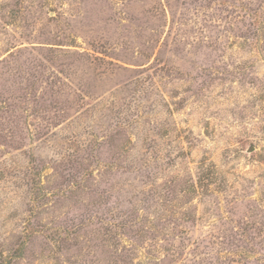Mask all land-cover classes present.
Segmentation results:
<instances>
[{"label": "rangeland", "instance_id": "374dc122", "mask_svg": "<svg viewBox=\"0 0 264 264\" xmlns=\"http://www.w3.org/2000/svg\"><path fill=\"white\" fill-rule=\"evenodd\" d=\"M0 264H264V0H0Z\"/></svg>", "mask_w": 264, "mask_h": 264}]
</instances>
